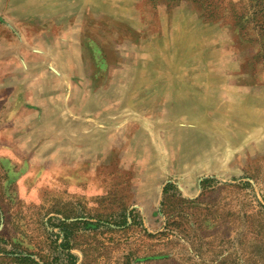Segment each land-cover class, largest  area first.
I'll list each match as a JSON object with an SVG mask.
<instances>
[{
	"label": "rangeland",
	"instance_id": "1",
	"mask_svg": "<svg viewBox=\"0 0 264 264\" xmlns=\"http://www.w3.org/2000/svg\"><path fill=\"white\" fill-rule=\"evenodd\" d=\"M246 3L0 0V264H264Z\"/></svg>",
	"mask_w": 264,
	"mask_h": 264
},
{
	"label": "trees",
	"instance_id": "2",
	"mask_svg": "<svg viewBox=\"0 0 264 264\" xmlns=\"http://www.w3.org/2000/svg\"><path fill=\"white\" fill-rule=\"evenodd\" d=\"M247 9L242 14L240 23H237L239 30L246 32L248 28L254 29L259 36L257 46L264 48V0H246ZM166 190L163 189V195ZM75 258L71 256L68 264H74ZM62 264V263H61Z\"/></svg>",
	"mask_w": 264,
	"mask_h": 264
},
{
	"label": "bare ground",
	"instance_id": "3",
	"mask_svg": "<svg viewBox=\"0 0 264 264\" xmlns=\"http://www.w3.org/2000/svg\"><path fill=\"white\" fill-rule=\"evenodd\" d=\"M179 98V97H178ZM176 99H177V97H176ZM180 102V101H179Z\"/></svg>",
	"mask_w": 264,
	"mask_h": 264
}]
</instances>
